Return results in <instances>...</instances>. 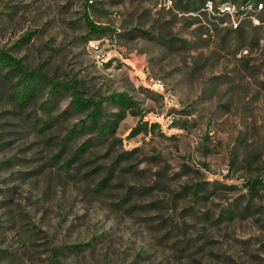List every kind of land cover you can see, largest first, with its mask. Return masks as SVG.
<instances>
[{"label": "rangeland", "instance_id": "rangeland-1", "mask_svg": "<svg viewBox=\"0 0 264 264\" xmlns=\"http://www.w3.org/2000/svg\"><path fill=\"white\" fill-rule=\"evenodd\" d=\"M189 2L92 0L112 32L91 38L84 0H0L1 47L86 97L140 105L76 153L92 136L68 141L84 119H57L71 98L22 111L0 78V264H49L79 244L63 264H264V191L246 187L264 181V26L242 0ZM141 123L150 132L133 136Z\"/></svg>", "mask_w": 264, "mask_h": 264}, {"label": "trees", "instance_id": "trees-1", "mask_svg": "<svg viewBox=\"0 0 264 264\" xmlns=\"http://www.w3.org/2000/svg\"><path fill=\"white\" fill-rule=\"evenodd\" d=\"M92 0H84V21L88 30L89 37L95 38L104 36L112 32L111 29L95 25L90 17L91 11H95V7L90 3ZM214 1V0H209ZM260 1V0H259ZM248 0H242V5L247 4ZM222 3L228 4V0H222ZM188 6L191 8L188 11H197L199 7L206 6V0H190ZM264 15V14H263ZM257 19L264 23V17L257 15ZM261 30V27L255 30ZM255 35V32H253ZM27 35L23 39L29 40ZM242 44H245V40ZM241 44V45H242ZM239 46V41L236 43ZM243 46V45H242ZM0 78L2 85L9 91V95L13 103L22 111H28L34 104L37 98L46 96V101L42 103L44 110L53 112L54 107L59 101L65 97L71 98L69 107L64 110L57 119L63 120L71 114H78L84 116L78 124L68 129V141L75 140L84 134H90L92 138L78 148L76 153H84L95 143L109 142L116 134L117 127L122 119H124L126 112L140 111V105L133 101L128 94L113 93L110 96L96 100L92 97H86L82 90V82L76 79L58 78L52 76L45 71L29 67L21 59H18L10 53L9 50L0 46ZM109 107H115L118 112L111 114L107 110ZM48 127L49 122L43 120L35 121V128L40 126ZM156 126H151V128ZM142 132L149 133L150 126L148 123H141L139 127L133 130V136ZM56 157H60V154ZM123 156L119 155L118 161ZM73 159L65 163L68 167ZM118 163H116L117 165ZM107 181L98 183L97 190H103L107 187ZM249 193L253 196H260L264 191V181L261 179L249 180L246 184ZM183 191L191 192L198 196L200 188H193L191 186L184 187ZM225 216L230 217L232 212L225 211ZM86 248V244L65 246V248H52L49 256V264H63V250L80 252Z\"/></svg>", "mask_w": 264, "mask_h": 264}, {"label": "built area", "instance_id": "built-area-1", "mask_svg": "<svg viewBox=\"0 0 264 264\" xmlns=\"http://www.w3.org/2000/svg\"><path fill=\"white\" fill-rule=\"evenodd\" d=\"M227 11H230V7L226 8ZM264 0H248L247 4L242 5L240 8V13L242 17L247 16L250 12H253L256 15H260L264 11ZM263 11V12H262ZM256 23L264 26V23H260L261 21L256 18Z\"/></svg>", "mask_w": 264, "mask_h": 264}]
</instances>
